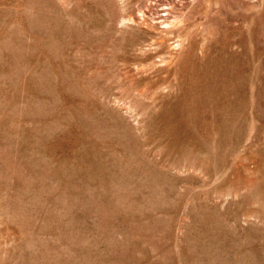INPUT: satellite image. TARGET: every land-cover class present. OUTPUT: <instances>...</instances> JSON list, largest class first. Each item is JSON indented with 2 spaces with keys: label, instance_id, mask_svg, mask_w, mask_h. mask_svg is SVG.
Masks as SVG:
<instances>
[{
  "label": "rangeland",
  "instance_id": "374dc122",
  "mask_svg": "<svg viewBox=\"0 0 264 264\" xmlns=\"http://www.w3.org/2000/svg\"><path fill=\"white\" fill-rule=\"evenodd\" d=\"M0 264H264V0H0Z\"/></svg>",
  "mask_w": 264,
  "mask_h": 264
},
{
  "label": "bare ground",
  "instance_id": "6f19581e",
  "mask_svg": "<svg viewBox=\"0 0 264 264\" xmlns=\"http://www.w3.org/2000/svg\"><path fill=\"white\" fill-rule=\"evenodd\" d=\"M165 16V15H164ZM163 18H166V17H163ZM165 28V27H164Z\"/></svg>",
  "mask_w": 264,
  "mask_h": 264
}]
</instances>
